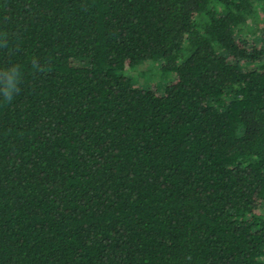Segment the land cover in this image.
Returning <instances> with one entry per match:
<instances>
[{"label":"trees","instance_id":"1","mask_svg":"<svg viewBox=\"0 0 264 264\" xmlns=\"http://www.w3.org/2000/svg\"><path fill=\"white\" fill-rule=\"evenodd\" d=\"M260 10L0 0V264H264Z\"/></svg>","mask_w":264,"mask_h":264},{"label":"rangeland","instance_id":"2","mask_svg":"<svg viewBox=\"0 0 264 264\" xmlns=\"http://www.w3.org/2000/svg\"><path fill=\"white\" fill-rule=\"evenodd\" d=\"M258 19L260 20V25H255V23L249 24V29H245V38L253 39L254 32L258 33L263 27L264 12L258 11ZM250 30H253L250 32ZM126 75L133 79L137 87L141 88H155V90L162 92L165 86L170 83L173 78V74H165L160 68V61L157 62H144L137 67L126 72Z\"/></svg>","mask_w":264,"mask_h":264}]
</instances>
